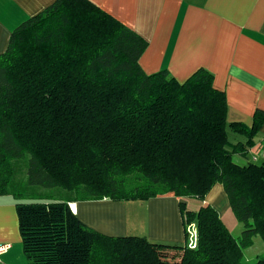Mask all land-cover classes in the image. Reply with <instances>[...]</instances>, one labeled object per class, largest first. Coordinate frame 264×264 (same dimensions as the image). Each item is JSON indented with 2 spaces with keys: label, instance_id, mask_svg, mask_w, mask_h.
I'll return each instance as SVG.
<instances>
[{
  "label": "trees",
  "instance_id": "trees-1",
  "mask_svg": "<svg viewBox=\"0 0 264 264\" xmlns=\"http://www.w3.org/2000/svg\"><path fill=\"white\" fill-rule=\"evenodd\" d=\"M148 45L92 0H55L12 30L0 53V196L15 199L28 264H264L244 256L255 236L264 240V161L234 159L254 144L264 112L251 126L229 124L211 71L185 81L168 68L147 73ZM228 128L247 142L233 144ZM217 183L244 224L240 237L211 204L184 203L203 201ZM40 187L69 195L51 198ZM167 193L184 199V245L106 235L70 207Z\"/></svg>",
  "mask_w": 264,
  "mask_h": 264
},
{
  "label": "crops",
  "instance_id": "crops-1",
  "mask_svg": "<svg viewBox=\"0 0 264 264\" xmlns=\"http://www.w3.org/2000/svg\"><path fill=\"white\" fill-rule=\"evenodd\" d=\"M55 0H0V53L12 30ZM144 36L149 45L140 63L147 73L168 68L180 81L204 67L214 85L224 91L228 122L253 124L257 110L264 112V0H92ZM233 144L245 135L228 128ZM235 161H264V122ZM173 193L149 200L110 199L72 201L70 207L89 227L110 236L141 235L153 242L184 245L186 231L180 202ZM202 204H211L224 217L230 203L217 183ZM0 258L8 264H28L19 231L15 199L0 196Z\"/></svg>",
  "mask_w": 264,
  "mask_h": 264
},
{
  "label": "rangeland",
  "instance_id": "rangeland-1",
  "mask_svg": "<svg viewBox=\"0 0 264 264\" xmlns=\"http://www.w3.org/2000/svg\"><path fill=\"white\" fill-rule=\"evenodd\" d=\"M31 191L34 190L31 189ZM35 191H39L42 193V195H46L51 198H63L69 195V191L61 187H40ZM198 201L200 200L187 198L184 200V203L187 205V209L192 210L197 208V204L199 203ZM223 218L230 232L235 237H240L242 231L244 230V224L238 221L233 211L229 209V212L226 213ZM253 241V245L244 250L245 260L250 261L251 263H254L255 260L260 257H264V240L262 239V237L260 235H257L253 238Z\"/></svg>",
  "mask_w": 264,
  "mask_h": 264
},
{
  "label": "built area",
  "instance_id": "built-area-1",
  "mask_svg": "<svg viewBox=\"0 0 264 264\" xmlns=\"http://www.w3.org/2000/svg\"><path fill=\"white\" fill-rule=\"evenodd\" d=\"M188 231V245L191 248L196 247L197 245V227L195 223H191L187 226ZM6 246H0V253H2L5 250Z\"/></svg>",
  "mask_w": 264,
  "mask_h": 264
}]
</instances>
